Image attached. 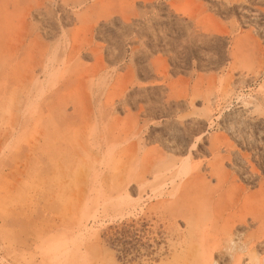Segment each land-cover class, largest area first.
<instances>
[{
	"label": "rangeland",
	"instance_id": "obj_1",
	"mask_svg": "<svg viewBox=\"0 0 264 264\" xmlns=\"http://www.w3.org/2000/svg\"><path fill=\"white\" fill-rule=\"evenodd\" d=\"M263 151L264 0H0V264H264Z\"/></svg>",
	"mask_w": 264,
	"mask_h": 264
},
{
	"label": "bare ground",
	"instance_id": "obj_2",
	"mask_svg": "<svg viewBox=\"0 0 264 264\" xmlns=\"http://www.w3.org/2000/svg\"><path fill=\"white\" fill-rule=\"evenodd\" d=\"M174 3V2H173ZM132 10V9H131ZM185 10V9H184ZM129 11V10H128ZM131 12V11H130ZM129 12V13H130ZM128 14V13H127ZM131 14V13H130ZM134 14V13H133ZM111 16V15H110ZM245 16V15H244ZM246 21V20H245ZM129 22H130V20H129ZM216 22V21H215ZM219 23V22H218ZM217 24V23H216ZM219 24H221V23H219ZM238 25V24H237ZM239 26V25H238ZM89 27V26H88ZM221 27V26H220ZM218 29H219V27H218ZM238 29H240L241 30V28H238ZM93 30V29H92ZM208 30V29H207ZM220 30V29H219ZM219 30H217L216 29V31H219ZM224 31H225V28L223 29ZM222 30V28H221V31H223ZM244 30V29H243ZM221 31H219V32H221ZM233 31V30H232ZM236 31V30H235ZM228 32V31H227ZM227 32H222L223 34H227ZM234 32V31H233ZM229 33V32H228ZM228 35V34H227ZM232 36V35H231ZM224 37H226L225 35H218V34H215L214 36H213V39H215V40H222ZM230 37V36H229ZM158 40H160V37H158V38H156V41H158ZM71 48V47H70ZM244 48H246V47H244ZM72 52V51H71ZM81 52V51H80ZM56 54V53H55ZM238 54V53H237ZM241 60V59H240ZM59 61V60H58ZM72 63V62H71ZM76 64V63H75ZM239 65V64H238ZM67 66V65H66ZM128 68V67H127ZM129 69V68H128ZM231 69V68H230ZM101 76V75H100ZM130 76H131V74H130ZM132 77V76H131ZM130 77V78H131ZM135 77V76H134ZM102 78V77H101ZM132 79V78H131ZM97 80V79H96ZM98 81V80H97ZM136 83V82H135ZM166 84V83H165ZM162 85L163 84H157V85H155V86H153L152 88L154 89V90H156V89H161V87H162ZM126 88H127V86H126ZM125 88V89H126ZM136 89H139L138 91H143V90H145V88L143 89H141V87H138V88H136ZM207 96V95H206ZM127 102L128 101H125L123 104L124 105H126L127 104ZM207 102H209V101H207ZM178 103H180V99H179V102ZM193 107V106H192ZM93 111V110H92ZM97 111V110H96ZM67 118V117H66ZM66 120V119H65ZM109 120V119H108ZM67 121V120H66ZM53 122H54V120H53ZM57 123V122H56ZM107 123V122H106ZM55 124V123H54ZM56 125V124H55ZM66 125V124H65ZM36 126V125H35ZM57 127H58V125H56ZM56 127V128H57ZM105 127V126H104ZM53 128V127H52ZM79 128V127H78ZM47 129V128H46ZM57 130H59V129H57ZM66 130V129H65ZM97 130V129H96ZM68 131V130H67ZM72 131V130H71ZM52 132H54V131H52ZM61 131H59V133H60ZM69 132V131H68ZM67 132V133H68ZM204 132V131H203ZM104 133V132H103ZM125 133V132H124ZM69 134V133H68ZM55 135H58V134H56V132H55ZM61 135V134H60ZM126 135V134H125ZM203 135V134H202ZM186 136H187V133H186V131H183V132H181V133H179L178 135H176V136H174L173 138H172V142H173V151H180L182 148H183V143L182 142H180V141H183V140H185V138H186ZM219 138V137H218ZM218 138L216 139H212V141L214 142V143H216V141L218 140ZM225 139V138H224ZM238 140V139H237ZM198 142H199V144H201V143H203L204 142V137L203 138H201L200 140H198ZM209 142V141H208ZM194 143V142H193ZM194 144H196V143H194ZM193 144V145H194ZM196 146V145H195ZM229 146V145H228ZM194 147V146H193ZM238 150V149H237ZM190 151V150H189ZM240 152V151H239ZM264 152V151H263ZM224 154V153H223ZM252 154V153H251ZM250 154V155H251ZM241 155V154H240ZM226 157H228V155L226 156ZM156 158V157H155ZM162 158H163V156H162ZM161 158V159H162ZM168 158V157H167ZM170 158V157H169ZM166 159V158H165ZM224 159V158H223ZM230 159V161H232V158H231V156L228 158V160ZM157 160V159H156ZM259 160H260V158H259ZM218 161V160H217ZM223 161V160H222ZM225 161V160H224ZM239 161V160H238ZM215 162V161H214ZM184 163V162H183ZM194 165V164H193ZM214 165V164H213ZM212 165V166H213ZM251 165H253V164H251ZM178 166V165H177ZM189 166V165H188ZM191 166V165H190ZM176 167V166H175ZM184 168V167H183ZM191 169V168H190ZM190 169H188V170H190ZM256 170H257V168H255ZM254 169V170H255ZM220 170V169H219ZM253 170V169H252ZM264 170V169H263ZM169 171H170V169H169ZM260 171V170H259ZM147 172V171H146ZM190 172V171H189ZM252 172V171H251ZM263 172V171H262ZM185 173H186V171H185ZM219 174L218 175H222V172L220 173V171L218 172ZM172 175V174H171ZM259 175V174H258ZM223 177H224V174L222 175ZM221 176V177H222ZM235 176V175H234ZM220 177V176H219ZM251 177L253 178V177H256V173H251ZM137 178V177H136ZM135 178V179H136ZM176 178H177V176H176ZM264 178V177H263ZM222 179V178H221ZM139 180V179H138ZM175 180V179H174ZM132 181V180H131ZM259 181V180H258ZM238 183V182H237ZM130 184V183H129ZM124 185V184H123ZM180 185V184H179ZM236 185V184H235ZM125 186H127V185H125ZM190 186V185H189ZM221 186V185H220ZM219 186V187H220ZM226 186V185H225ZM258 186V185H257ZM162 187V186H161ZM239 187V186H238ZM250 187V186H249ZM125 188V187H124ZM160 188V187H159ZM181 188V187H180ZM197 188V187H196ZM183 190H184V188H182ZM158 190V189H157ZM161 191V190H160ZM238 191V190H237ZM245 191H246V189H245ZM121 192H122V190H121ZM263 192V191H262ZM177 193V192H176ZM181 193V192H180ZM125 194V193H124ZM179 194V193H178ZM236 194V193H235ZM239 195H240V193H238ZM181 195L182 194H180V196H179V198H178V200L176 201V205L179 207V205L181 204V203H183L184 202V200H185V198H184V195L181 197ZM99 196V195H98ZM122 196V195H121ZM192 196V195H191ZM224 196V195H223ZM155 197V196H154ZM192 197H194V196H192ZM126 198V197H125ZM156 198V197H155ZM159 198V197H158ZM162 198V197H161ZM189 198V197H188ZM216 198V197H215ZM122 199H124V198H122ZM195 199V198H194ZM224 199V198H223ZM119 200V199H118ZM190 200H192V199H190ZM189 200V201H190ZM193 201H195V200H193ZM187 202V201H186ZM191 202V201H190ZM222 202V201H221ZM238 202V201H237ZM192 203V202H191ZM195 203V202H194ZM196 203H197V201H196ZM239 204V203H238ZM182 205V204H181ZM197 205H199V204H197ZM200 206V205H199ZM198 206V207H199ZM208 206V205H207ZM212 206V205H211ZM227 206H228V204H227ZM258 206V205H257ZM257 206H255V207H257ZM193 207V206H192ZM218 207H219V205H218ZM221 207V206H220ZM226 207V206H225ZM224 207V208H225ZM255 207L253 208V209H255ZM227 208V207H226ZM259 208V207H258ZM178 209V208H177ZM194 209V208H193ZM252 209V210H253ZM221 210V209H220ZM248 211H249V209H247ZM246 210V211H247ZM251 210V209H250ZM192 211V210H191ZM212 211V210H211ZM245 211V210H244ZM245 211V212H246ZM177 212V211H176ZM179 212V211H178ZM238 212H240V211H238ZM237 212V213H238ZM181 213V212H180ZM257 213V212H256ZM258 213H259V211H258ZM257 213V214H258ZM199 214V213H198ZM243 214H244V212H243ZM247 214H248V212H247ZM176 215V214H175ZM232 215H234V214H232ZM255 215V214H254ZM244 216V215H243ZM256 216V215H255ZM232 217V216H231ZM236 217V216H235ZM252 217H253V215H252ZM179 218V217H178ZM192 218H194V217H192ZM246 218H248V217H246ZM246 218H244V219H242V220H240V221H242V222H239L238 224L236 223L235 224V227L236 228H238V227H241L242 226V224L243 223H245L246 222ZM254 218V217H253ZM189 219H190V217H189ZM193 220V219H192ZM235 221V220H234ZM233 221V222H234ZM262 221V220H261ZM190 222V221H189ZM229 222H230V220H229ZM195 223V222H194ZM262 223V222H261ZM190 224H191V222H190ZM230 225V224H229ZM233 225V224H232ZM201 226V225H200ZM199 226V227H200ZM234 227V226H233ZM208 229V228H207ZM234 229V228H233ZM213 230V229H212ZM262 235V234H261ZM259 236V235H258ZM261 239H262V237H261ZM260 239V240H261ZM263 239H264V237H263ZM258 240V239H257ZM180 242V241H179ZM218 242V241H217ZM204 244V243H203ZM263 244V243H262ZM217 248V247H216ZM208 251V250H207ZM213 251V250H212ZM215 252V251H214ZM249 254V253H248ZM243 255V254H242ZM220 257H223V255H219ZM205 258V257H204ZM208 258V257H207ZM210 259V258H209ZM240 260H241V258H240ZM239 260V261H240ZM250 261H251V259H250ZM241 263V262H240ZM209 264V263H208ZM239 264V263H238Z\"/></svg>",
	"mask_w": 264,
	"mask_h": 264
}]
</instances>
